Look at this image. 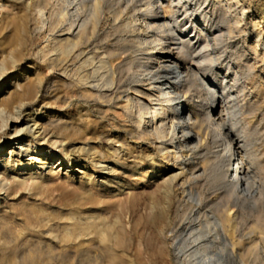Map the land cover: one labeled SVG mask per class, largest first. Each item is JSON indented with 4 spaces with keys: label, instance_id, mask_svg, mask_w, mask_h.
Returning a JSON list of instances; mask_svg holds the SVG:
<instances>
[{
    "label": "bare ground",
    "instance_id": "1",
    "mask_svg": "<svg viewBox=\"0 0 264 264\" xmlns=\"http://www.w3.org/2000/svg\"><path fill=\"white\" fill-rule=\"evenodd\" d=\"M243 1H6L0 159L4 152L9 157L0 160V264H264V203L253 190L264 152L246 162L234 158L244 151L240 138L248 136L243 110L259 109L264 94L234 104L237 137L226 118L216 116L225 105L222 94L212 89L206 107L192 113L184 106V95L204 81L197 71H207L211 81L210 64L234 45L246 50L250 63L236 70L225 65V71L248 76L261 68L264 77L258 48L264 14L244 20L247 12L237 7ZM242 35L251 37L249 44L239 42ZM187 56L197 66L193 76L179 62ZM129 57L151 87L143 92L136 86L124 99L120 109L131 126L113 135L98 126L94 104L87 103L107 101L116 82L111 60ZM141 94L146 100L140 103ZM160 96L161 106L152 110L149 101ZM207 115L212 119L203 125ZM124 134L161 143L160 158L135 154ZM197 144L208 167L189 174L204 175L213 190H222L205 211L181 202L180 193L171 200V178L185 172L179 167L167 176L164 170L180 161L184 147Z\"/></svg>",
    "mask_w": 264,
    "mask_h": 264
},
{
    "label": "rangeland",
    "instance_id": "2",
    "mask_svg": "<svg viewBox=\"0 0 264 264\" xmlns=\"http://www.w3.org/2000/svg\"><path fill=\"white\" fill-rule=\"evenodd\" d=\"M6 1L7 0H0V19H2L3 15H4L3 14L4 13V10H3L4 5L8 4V3H6ZM256 1L257 0H244L243 2H240L241 5H239L240 3L238 4L237 7H238V9H240V11H242V12L246 11L247 12V15L245 16L244 20H251L254 16H260V15L264 14V4H263L264 0L263 1L258 0L257 2ZM208 4H211V3H209V1H208ZM247 5L249 8L247 7ZM241 6H243V7H241ZM244 8H245V10H244ZM248 34H250V35L253 34L252 28H249ZM246 39H247V43L249 44L251 37H249V36L244 37V35H242V36H240V39L238 38L240 43L246 41ZM259 43L260 44H258V45H260V46H258V48L261 51H263V53H264V44L262 41ZM232 47H234L233 48L234 51L236 50L235 52L230 47L229 49H227L225 51V53H223V55L216 56V58H218V59L210 64L212 67H214V72L212 74L213 77H211V81L207 80V75H208L207 71L203 70L204 71L203 72V71H197L196 70L197 66L194 65V63L193 64L191 63L189 56H187L185 58H179V62L187 64L186 65L188 67L187 73H191V75L193 76L196 73L195 71H197V73H199V74L202 73L203 75L201 74L200 76L202 78H204L203 82H201V83H200V81H197L198 83L196 82V84L198 85V87L196 88L197 91L191 90L190 92H188L187 94L184 95V100H185L184 106L186 105L187 110H190V112L192 113L196 108H198L197 106L205 104V107H206V103L208 102V100H210V91L212 89L215 90V92L222 94V97L225 100V105L223 107V110L218 109V111L216 112L217 114L216 113L215 114H216V116H219V117L223 116L224 118H226V120H227L226 125L229 126V128L232 130L233 134L237 137L238 136L237 131H236L237 126L233 125V123H234L233 118H237L240 115H238L239 112H238L237 108L236 107L233 108L235 106L234 104L240 105V103L243 104L250 99L254 100L256 98H261L262 97L261 95L264 94V90H263L264 89V87H263L264 77H263V75H261V71H262L261 68H256V70L252 69V71L248 72V76H246V74H243V73L234 75L232 73V71H225V69H224L225 65H230L232 70H236V68H238L239 65L241 67H244L246 62H247V64L250 63L248 61L249 57L247 58L248 55L246 54L247 52L245 49H244L245 51L243 52V50L240 47H239V49L235 45ZM237 51L240 53H236ZM222 56H223V58H222ZM224 56L227 58H225ZM159 60H161V59H159ZM111 61L113 62V64L111 62V65L115 69L114 81H116L115 85H113L112 95H110L109 98L106 99L107 100L106 102H102L101 100L94 98V102H89V103H87V105L90 107V105L92 106L94 104V118L96 119L98 126L99 127L105 126V127L110 128L112 131V134L114 135L120 129L126 130V129H129V126H131V123L128 122V118H126V116H123L122 110L120 109V106L124 103V99L126 97L132 95V91H133L134 87H136V86L138 88H140L141 90H143V92L146 90L148 91L149 86L151 85V79L147 75V73L146 74H140L139 73V71L137 70L138 69V65H137L138 63L132 57H129L127 59H118V60L113 59ZM242 61L243 62L245 61V62L243 63ZM227 62L228 63L230 62L231 64L230 63L228 64ZM25 63H28V64L32 63V58L26 59ZM214 63H215V65H214ZM216 63H218V64H216ZM192 69H194V71H192ZM20 70H21V68H19L17 70V72H19ZM189 70H191V71H189ZM189 76H190V74H189ZM192 76H190V77H192ZM53 78H54L53 74L47 76V79H53ZM122 78H123V80H122ZM224 78H226V82L228 83L226 85L225 89L223 87L224 82L222 81ZM261 78H262V80H261ZM118 79H121V81ZM257 83H258V85H257ZM147 87H148V89H147ZM241 90H243V91H241ZM144 95H145V93H144ZM144 95L141 94L138 97V100H140V103L145 102L146 99H145ZM164 98H165L164 96H160L159 98H156V97L152 98V100L149 101L150 107L152 108V110L153 109H159V107L161 106V104L159 102H162V99L164 100ZM206 98H208V100ZM157 101H158V104H157ZM263 105H264V102L261 105V107L259 109H257L259 111L255 110L254 112H249L247 108H244V110H243L244 111L243 119H244V123L246 122L248 136H246V137L243 136L240 138L242 140L241 144L243 145L244 151H242L240 153V157L238 156V158H237L236 154L234 155V158H236L235 161L238 163H241V161H243V160H244L243 162H246L245 160L250 161V158H252L253 156H255V154H257L255 152L257 150L260 151L263 149L260 152L261 153L264 152V107H263ZM98 106H99V108H98ZM245 109H246V111H245ZM70 110H71L70 107H68L67 109H64V114H65V112L70 111ZM101 112L103 114H101ZM180 112H182V110ZM200 112H202L205 115L206 109L202 108ZM224 113H228V114H224ZM111 115H112V117H111ZM131 118L133 119V117H131ZM211 119H212V117L210 115H207L206 119L203 121V125L204 124L206 125L209 121H211ZM159 123H160L159 121H156V125ZM124 137L128 140L127 142L130 145V147L134 151H136L135 154L141 153L143 156L144 155H153L155 157V159L160 158V157H157V156H159V153H158L159 149L156 147H158V145L161 143L157 144L158 142H155L149 138H146L142 142L138 143V142H136V140L134 138H130L129 135L124 134ZM208 140H209V137H208ZM17 142L18 141H16V143ZM154 142L156 145H154ZM113 145H115V144H113ZM64 147H66L67 149H72V147H69L68 145L64 146ZM75 147L78 148V147H82V146L76 145ZM184 149H185V152H184L185 154L183 153L184 155L182 157H180L181 158L180 161L176 164L169 165L166 169H164L166 172L167 171L170 172V173L166 174L167 176L174 174L175 172H179V170H180L179 167H183L182 171L185 172L184 175H182L183 177H181V178H178L176 180L171 178L170 193L172 195H170V199L171 200L173 198L177 199L178 195L180 193V199H181L180 201L181 202L189 204L190 208L192 207L191 209H193L197 206L196 208H199V209L205 211L207 205L211 201L216 200V197L218 195L217 193L221 192L222 190H220V189L219 190L218 189L213 190V186L209 185V181L206 180V177L204 175L193 178L189 174L190 169H191V172H194L193 174H195V176H196V174L198 175V173H200V172L202 173L203 170L207 169V167H208V163L206 161L207 156L204 155L203 152L201 151L200 144H197L196 146L189 145L187 147H184ZM157 150H158V152H157ZM2 154H4V155H3L2 159H0L1 161L5 158V154H6V157H9V155L7 156V152L6 153L4 152ZM21 156H23V154ZM263 158H264V154L262 155V158H261L264 161ZM188 169H189V172H187ZM253 170H255L254 165H253ZM122 171H125V170H122ZM257 175L258 176L256 179L258 181L255 182V184L256 183L257 184H256V186L255 185L253 186V190H255L254 192L257 195L259 194V196L261 197L260 198L261 202L264 203V171H258ZM205 188H207V189H205ZM200 193H201V195H198ZM248 201L250 202L249 199H248ZM194 202L195 203L198 202V204H195ZM247 212H248V210H245L246 215L243 217L248 216ZM242 226H243V229L245 228L244 230L246 232V230H248V226L246 224H242ZM259 229L260 228H257L255 232H261V229L260 230Z\"/></svg>",
    "mask_w": 264,
    "mask_h": 264
},
{
    "label": "built area",
    "instance_id": "3",
    "mask_svg": "<svg viewBox=\"0 0 264 264\" xmlns=\"http://www.w3.org/2000/svg\"><path fill=\"white\" fill-rule=\"evenodd\" d=\"M221 131L224 133V136H223V133H219L218 134V140H219V142H221V144H223V141H224L226 136H225V131L223 128H221ZM174 140H175V142H177L179 140V138L176 137V138H174Z\"/></svg>",
    "mask_w": 264,
    "mask_h": 264
}]
</instances>
